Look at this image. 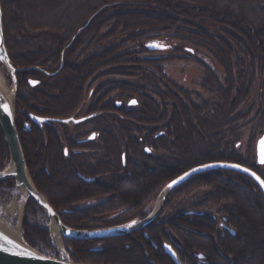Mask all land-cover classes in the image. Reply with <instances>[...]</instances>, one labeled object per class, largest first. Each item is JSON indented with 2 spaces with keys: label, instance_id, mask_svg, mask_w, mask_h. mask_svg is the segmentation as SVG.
<instances>
[{
  "label": "trees",
  "instance_id": "trees-1",
  "mask_svg": "<svg viewBox=\"0 0 264 264\" xmlns=\"http://www.w3.org/2000/svg\"><path fill=\"white\" fill-rule=\"evenodd\" d=\"M52 1L57 7L62 3H77L80 6L79 11L87 5L88 8H84L83 12L94 13V20L87 26V30L75 39V46L84 36L98 35L100 28L109 21L112 26L108 35L114 36L119 31L120 34L127 35L123 44H129L127 49H124L122 44L111 46L110 49L93 54L81 64L66 62L62 102L65 112L74 108L86 79L97 72L98 68L105 65H113L115 69L126 67L129 71L134 70L129 75L147 68L155 80L162 75L161 65L172 58L196 60L204 69L201 88L217 101L216 104L210 105L198 98L199 104L187 105L182 99L190 100L188 93L169 84L164 94L160 91L154 93H159L157 95L163 101L171 102L170 108L173 112L168 113L166 109L160 112L154 109L156 103L147 90L127 82H116L115 89L119 97L136 98L144 109L142 119L145 116L147 119L153 118L165 125V132L156 141L147 136L142 142L138 140V136L125 134L128 136V144H123L120 141L122 138L119 137L120 147L117 145L114 151L125 149L138 163L130 169V177H125L130 181H123L114 187L115 194L111 201L84 211L73 210L70 214L61 213V210L71 209L75 203L92 198L93 194L88 191L79 192V181L61 172L58 166L61 163V147L57 137L49 138L48 147L43 146L40 135L34 137L42 145L39 152L43 151L41 154L44 156L41 161H37L38 154L30 152L35 148L30 147L23 137L26 134L19 136L28 172L35 187L65 225L76 230H92L125 224L135 219L141 220L145 217L144 207L155 200L170 181L188 169L209 162L238 163L255 170L264 180V170L261 169L264 164H258L257 156L254 155L258 140L256 134H264V0ZM22 2L25 4L26 0H0L3 36L8 54L13 60L20 66H29L42 60L46 52L44 49L34 50L21 43L20 46L17 45L18 40L14 37L16 29L11 20L17 15ZM40 5L43 6L41 3ZM21 17L24 18V15ZM53 20L57 21L52 26L53 30L61 31V28L69 27V23H60V16ZM205 23L218 27L221 34L209 33L205 29ZM24 25L26 27V24ZM28 26L35 30L40 28L31 24ZM154 40L165 44L167 50L173 48L172 40H179L184 45L183 53L187 55L147 57L155 52L149 51L144 41ZM189 44L207 53L221 70L222 76H218L214 69L201 62L202 60L193 58L196 51L194 47L187 46ZM60 47L61 37L56 47L48 50L55 62L60 59ZM258 79L261 80V104L251 117L250 112H243L240 108L250 97L253 85ZM60 90L61 71L53 77H45L44 84L40 87L19 86L16 100L19 102L21 95L26 107L28 103L35 102L43 107L40 111L42 115L58 118L61 117ZM246 125L250 126V134L242 154L238 151L241 147L239 141L242 136L241 129ZM145 144L168 153L156 163L160 169L158 185H154L156 178L144 175L143 160L145 164H150L151 175L155 167L154 159L143 153ZM114 157L118 158L119 155L114 153ZM8 163L9 154L0 129V170ZM42 163L44 169L41 168ZM137 175L145 176V185L140 189L136 188ZM62 185H66L65 191L62 190ZM13 187L12 179L0 180V188L11 190ZM133 190L137 193H133ZM195 192H202V196L192 206L194 211L177 215L164 223H159V218H156L147 227L158 230L149 231L147 238L137 233H132L131 236L119 235L83 241L62 238L66 252L74 263L174 264L162 248L164 242L172 241L173 249L182 264H197V254L206 257L208 262L205 264H264V195L257 184L248 176L235 171H207L191 177L172 190L164 208ZM38 213H41L40 209L27 197L21 224L22 237L33 248L51 249L48 230L34 221ZM164 225H169L166 226L169 233L164 231ZM244 230L250 231L248 243ZM254 232H257V237ZM134 238L140 239L154 263L145 259ZM213 248L218 258L212 254Z\"/></svg>",
  "mask_w": 264,
  "mask_h": 264
},
{
  "label": "flooded vegetation",
  "instance_id": "flooded-vegetation-1",
  "mask_svg": "<svg viewBox=\"0 0 264 264\" xmlns=\"http://www.w3.org/2000/svg\"><path fill=\"white\" fill-rule=\"evenodd\" d=\"M63 49H61L60 59L57 65L54 59L50 57L48 50L45 51L46 55L42 60L37 62V64L29 66H20L13 60L11 55L9 57L16 68L22 69L16 73L17 90L19 86L23 85H28L30 88L40 87L44 84L45 77H53L61 71V117H58L61 121H36L33 118L34 116L48 119L55 117L42 115L40 111L43 110V107L41 105L28 103L26 107L20 95L19 102H17V99L15 104V127L18 136L26 134L23 137L32 148L39 146L37 145L38 142L34 139L37 134L42 137L44 147H48L50 137H57L61 147V163L58 164L61 172L79 181L78 186L81 185L82 187L79 188V192L88 191L93 194L92 198L75 203L71 209L61 210V213L70 214L73 210L84 211L100 203L111 201L115 194L113 192L114 187L119 186L123 181H130L129 178L125 179V177H130V169L136 167L138 163L125 149L119 148L114 151L117 145L120 147V141L123 144H128V136L125 134L138 136V140L142 142H144L147 136L156 141L161 134H164L163 127L165 125L157 122L153 118L147 119L146 116L142 119L144 117V113H142L144 109L141 108L142 106L136 98L128 96V98H120L118 91L116 92L117 94H113L111 87L103 88L97 83H92L85 94L87 89L85 85L88 83L85 82L79 101L70 112H65L64 106L62 105L65 87ZM95 74L96 72L87 80H91ZM98 91H100L99 97H94V94L98 93ZM37 95H40L39 91ZM156 104L159 105L158 103ZM130 112L133 115H130ZM65 119L69 120L66 122L64 121ZM125 136H127L126 139ZM119 137L122 140L119 141ZM142 149L145 155L152 157L155 161L153 175L156 176V179L154 185H158L160 183V169L156 163H159L160 153L157 154V149L147 144ZM114 153L118 154L119 157L115 158ZM43 157V155L38 157L37 161H41ZM142 162L144 175L148 174L150 176L152 172L150 164H145V160ZM41 165V168L44 169V163ZM149 187L151 188V186ZM147 206L143 209L144 214ZM161 216L162 214L159 213L156 218L160 219ZM150 224L151 222L145 227L131 232V234L137 233L147 238L149 231L155 232L158 230V228H148L147 226ZM164 231L168 233L167 230ZM131 234L128 235L131 236ZM165 244L170 245L172 249L174 247L172 246V241L164 242L162 244L163 250ZM197 259V264H205L208 262L204 256L202 258L197 257Z\"/></svg>",
  "mask_w": 264,
  "mask_h": 264
},
{
  "label": "rangeland",
  "instance_id": "rangeland-1",
  "mask_svg": "<svg viewBox=\"0 0 264 264\" xmlns=\"http://www.w3.org/2000/svg\"><path fill=\"white\" fill-rule=\"evenodd\" d=\"M37 1L38 0H26L25 4L23 2L20 3L18 7L19 10H17V15L15 14L16 16L14 17L13 20H11L12 25L16 29L14 37L18 40V43H17L18 46H20V43H21L22 45H26L30 48H34V50L44 49V51H47V50L51 51L56 47L61 37L60 50L64 48L63 50H64L65 65H66V62L73 63L75 65L81 64L88 57L90 58L91 56H93V54L101 53L102 51L110 49L111 46H114L117 44H122L123 46L122 45L121 46L124 49H127L129 47V44L127 42L123 44V40L126 39L127 37L126 34H120L119 31H117L114 36L108 35L111 32V26H112L111 21L107 22L108 24L100 28L98 35H93L91 37L84 36L81 39V41L78 43V45L75 46V42H74L75 39L79 37V35H81L85 30H87V26L91 24L95 18L94 13L90 14V13L83 12L84 8H86L87 5H84L79 11L78 8H80V6L77 3L75 4L74 3L73 4L62 3L60 7H57L55 6V3L52 0H39L40 2H37ZM40 3L43 6H41ZM23 15H24V18L21 17ZM59 16L61 17L60 23L61 24L69 23V25H67L69 27H66V29L61 28V31H56L52 29V26L57 23V21L55 22L53 19L55 17L58 18ZM24 24H26V27ZM30 24L32 26L35 25V27L40 26L39 28L40 30L32 29L30 26L27 27V25H30ZM85 24L87 25L85 26ZM204 26L206 27L205 29L211 34L213 33L221 34L218 27H211L208 23H205ZM82 27L84 28L78 33V30H80V28ZM25 36H29V37H25ZM148 42L150 41H147V42L144 41V43H148ZM171 42L173 43L172 49H168V50L166 49L164 51H157L151 55H147V57L166 58L170 56L171 57L173 56L184 57L187 55L183 53L184 45H182V43L179 42V40H172ZM187 46L194 47L191 44ZM194 49L196 52L193 55V58L200 59V61L202 60L201 62L206 63L207 65H210L214 69V71L217 73L218 76H222L221 70L216 66L214 61L211 59V57H209L207 53L197 49L196 47H194ZM58 61H56V65ZM122 65L128 66V64L126 63H122ZM65 67L66 66H64V69ZM133 71L134 70H131V71L127 70L126 67L115 69L113 65H105L101 68H98L96 74L92 77L91 80L86 79L87 81L85 82H88V83H86L87 85L84 84L85 86H87L85 94L89 90L88 88L90 85H92V83H97L99 86L101 85L103 88L111 87L113 89V94H116L117 90L115 89V85L119 82H127L132 85H137L143 88V90H147L149 94L153 97V100L159 104V105L157 104L154 105V109L156 111L159 110L161 112L163 109H166L168 110V113L169 112L171 113L173 112V109L170 108L171 107L170 105L172 103L171 102L168 103L165 100L163 101L157 95L159 93L157 94L154 93V92L160 91V93L164 94V92L167 90V87H169V84H170L171 86L174 85L175 88L188 93L190 100L182 99V102H184L187 105H189L190 103L199 104L200 101L198 100V98L205 101L206 103L210 105L217 103L216 99H214L212 95L208 94L201 88V83L204 78V69L199 63H197L196 60L193 61L192 59L181 60V59L172 58L171 60L166 61L165 63L161 65L162 75L158 76L159 74H156L158 78L155 80L152 78L151 71L147 68H144L143 70H139L138 72L133 73L134 75H129ZM1 72L5 78L7 86L10 87L11 82H10L9 76L4 71L3 68H1ZM260 83H261V80L259 79L255 81L250 97L248 98L246 103L240 108V110L243 112H250L251 117H253L256 111L258 110V108H260V104H261ZM99 93L100 91H98V93H95L94 97H99ZM30 103L38 105L35 102H30ZM15 104H16V96L14 100V111H15ZM166 105H169V106H166ZM249 127L250 126L246 125L241 129L242 136L239 141L241 147L239 148L238 151L242 154H244L243 152L245 150L247 138L250 134ZM261 135H262L261 132L256 134L257 139ZM37 145L39 146L33 147L35 149L34 150L32 149V151L30 152H35L34 154H38L39 155L38 157H41L43 155L41 154L43 153V151L39 152L40 151L39 148L41 144L38 143ZM156 149L158 150V151L156 150V153L157 154L160 153L161 157L168 155V153L165 150H161L160 148L159 149L156 148ZM254 155H256L255 147H254ZM261 169L264 170V166H261ZM150 176L154 178L156 177L155 175H150ZM144 178L145 176L140 177L137 175L138 184L136 185V188L140 189L141 187H144L145 185ZM64 186L66 185H62L63 191H65ZM132 192L135 194L137 193L135 190H133ZM201 196H202V192L191 193L187 196H184L180 200H177L172 205L164 208L165 202L167 200L166 198L161 210L159 211V213L162 214L159 221L164 223V222L171 221V219L176 217L177 215H181L187 212L191 213V211H194L192 206L200 200ZM156 199L157 198H155V200H153L146 207L144 218H146L152 212L153 208L155 207L157 203ZM14 200L18 202L17 207L22 209V215H21V220H20V225H21L23 214H24L25 193L21 191L20 189H16L14 187L11 190H5V189L0 188V217L5 216V206L11 204ZM17 212L18 211L16 210L15 215H17ZM155 218L153 220H155ZM34 221L37 225H39L40 227L46 228L49 232V240L52 243V248L48 250L50 252L53 251L55 254L61 253V257H66L64 253L66 248H65L63 239L60 237L62 246L61 248H59L55 244L53 238L51 237L49 225L52 221L47 219V217L42 213H38L35 216ZM166 226H169V225H166ZM166 226L164 225L166 230L169 231V229ZM244 232L246 233V236H247L246 241L248 243L250 231L244 230ZM21 236H22V228H21ZM254 236L257 237V232L256 233L254 232ZM139 240L137 238H134V241L139 245L143 255L145 253L149 260L144 255L145 259L148 262L154 263L149 257V254L146 251L145 247L140 243ZM255 244H257V240Z\"/></svg>",
  "mask_w": 264,
  "mask_h": 264
},
{
  "label": "water",
  "instance_id": "water-1",
  "mask_svg": "<svg viewBox=\"0 0 264 264\" xmlns=\"http://www.w3.org/2000/svg\"><path fill=\"white\" fill-rule=\"evenodd\" d=\"M88 24V23H87ZM85 24V26L87 25ZM84 27L78 30V33ZM154 44L161 45L160 47L153 46ZM146 48L150 51H161L165 50L167 46L158 41L148 42L146 44ZM3 68L4 71L10 78V87L7 86L4 88L0 85V129L2 131L4 142L7 146L8 154H9V163L6 167L0 170V180L12 179L14 181V188L23 189L25 193V201L26 198H30L40 209V211L52 221L56 228L58 229L59 236L61 238H65L67 240L73 241H83V240H97L104 239L113 236L119 235H128L131 232L141 229L149 224L159 213L161 210L167 196L174 190L176 187L181 185L186 180L191 177L204 173L211 170H230L235 171L241 174L248 176L252 179L257 186L260 188L264 195V186H261L260 182L251 174L255 173L256 177H260L257 172L251 168H248L244 165L233 163V162H209L202 165L195 166L178 177L174 178L170 181L160 192L159 196L156 200V205L153 208L152 212L144 219L132 220L136 221L135 224H132V221H129L125 224L100 228V229H92V230H76L65 225L57 212L53 209L51 204L46 200V198L38 191L35 187L26 164L25 156L22 150V146L19 140V136L15 127V111H14V100L17 92V79L16 73L21 71V68H16L7 52L4 43L3 37V25H2V9L0 3V69ZM53 75V74H49ZM7 104L10 107L11 115L9 116L7 112L3 110V105ZM36 121H61L60 118H39L33 117ZM39 118V119H37ZM69 119H65L64 121H68ZM264 134L257 140L256 142V156L257 163L264 164L262 161V157H264ZM203 165H212L210 167H202ZM232 165H239L240 167H233ZM195 169V171H193ZM247 169L248 171H245ZM188 173V175H185ZM182 178V179H181ZM260 180H263L260 177ZM176 181L175 184L172 182ZM171 185V186H169ZM51 209V211H50ZM127 225H131L127 227ZM232 234L234 232L230 230ZM164 251L169 255L174 264H181L178 260L176 253L171 248L170 245H164ZM145 257L148 259L147 255L144 253ZM198 258H202V255H197ZM149 260V259H148ZM0 264H85V263H74L70 260L68 255L66 254V260L62 259H54L50 258L35 248L28 245L21 236L20 240H16L6 234L3 230L0 229Z\"/></svg>",
  "mask_w": 264,
  "mask_h": 264
},
{
  "label": "bare ground",
  "instance_id": "bare-ground-1",
  "mask_svg": "<svg viewBox=\"0 0 264 264\" xmlns=\"http://www.w3.org/2000/svg\"><path fill=\"white\" fill-rule=\"evenodd\" d=\"M151 52H157V51H151ZM0 85H2L4 88L6 87V81H5V78L1 72V69H0ZM18 189L23 191V189H21V188H18ZM17 205H18V202L16 200H14L11 204L5 206V216L0 217V229L3 230L6 234L11 236L12 238H14L16 240H20L21 239L20 220H21V215H22V209L18 208ZM16 210L18 211L17 215H15ZM49 230L51 232V237L53 238L55 244L59 248H61L62 245H61V241H60L59 232H58V229L56 228V226L53 222L50 223ZM215 252H216V250H215V248H213L212 254L218 258V256L216 255Z\"/></svg>",
  "mask_w": 264,
  "mask_h": 264
},
{
  "label": "snow or ice",
  "instance_id": "snow-or-ice-1",
  "mask_svg": "<svg viewBox=\"0 0 264 264\" xmlns=\"http://www.w3.org/2000/svg\"><path fill=\"white\" fill-rule=\"evenodd\" d=\"M153 46L160 47L161 45L154 44ZM33 83H35V82H33ZM3 110L5 112H7L9 116L11 115L10 107L7 104L3 105ZM37 119H39V118H37ZM262 143H264V140H262ZM261 162H264V157H262V161ZM210 166H212V165H203L202 167H210ZM232 166L233 167H240L239 165H232ZM193 171H195V169ZM245 171H248V170L245 169ZM251 174L260 182L261 186H264V180H260V177H256L255 173H251ZM185 175H188V173H185ZM172 183L175 184L176 181H173ZM169 186H171V185H169ZM50 211H51V209H50ZM135 223H136V221H132V224H135ZM130 226L131 225H127V227H130Z\"/></svg>",
  "mask_w": 264,
  "mask_h": 264
}]
</instances>
